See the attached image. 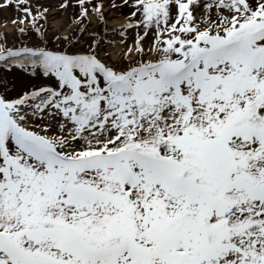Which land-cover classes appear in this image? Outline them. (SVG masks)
Segmentation results:
<instances>
[{
  "label": "snow or ice",
  "instance_id": "obj_1",
  "mask_svg": "<svg viewBox=\"0 0 264 264\" xmlns=\"http://www.w3.org/2000/svg\"><path fill=\"white\" fill-rule=\"evenodd\" d=\"M9 8L0 264H264V0Z\"/></svg>",
  "mask_w": 264,
  "mask_h": 264
},
{
  "label": "rangeland",
  "instance_id": "obj_2",
  "mask_svg": "<svg viewBox=\"0 0 264 264\" xmlns=\"http://www.w3.org/2000/svg\"><path fill=\"white\" fill-rule=\"evenodd\" d=\"M39 2L44 6L49 7V23L51 24L53 30L67 26L71 9H69L67 12H62L58 8L61 0H39ZM105 2H107V0H105ZM124 11H126V9ZM105 14L108 15V10H106ZM13 15H15V12L11 8L0 11V32L11 33L13 31L12 25L10 23ZM115 15L117 16V19H112L109 21L108 27L110 28L114 26L113 24L120 22L123 19V16H121L120 13H115ZM5 19L9 21L6 28L3 26Z\"/></svg>",
  "mask_w": 264,
  "mask_h": 264
},
{
  "label": "bare ground",
  "instance_id": "obj_3",
  "mask_svg": "<svg viewBox=\"0 0 264 264\" xmlns=\"http://www.w3.org/2000/svg\"><path fill=\"white\" fill-rule=\"evenodd\" d=\"M120 22H117V23H115V24H113V25H117V24H119Z\"/></svg>",
  "mask_w": 264,
  "mask_h": 264
}]
</instances>
